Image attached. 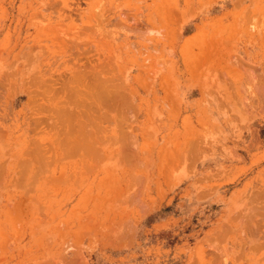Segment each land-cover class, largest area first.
<instances>
[{
  "label": "rangeland",
  "instance_id": "obj_1",
  "mask_svg": "<svg viewBox=\"0 0 264 264\" xmlns=\"http://www.w3.org/2000/svg\"><path fill=\"white\" fill-rule=\"evenodd\" d=\"M215 1L0 0V264H264V0Z\"/></svg>",
  "mask_w": 264,
  "mask_h": 264
},
{
  "label": "crops",
  "instance_id": "obj_2",
  "mask_svg": "<svg viewBox=\"0 0 264 264\" xmlns=\"http://www.w3.org/2000/svg\"><path fill=\"white\" fill-rule=\"evenodd\" d=\"M232 1L233 0H216L215 2L207 6H203L197 14L189 17L190 20H187L182 23L181 34L184 37H188V36H191L197 33L204 19L219 16L220 14L225 12V9L231 7L229 3H231ZM179 79L181 83L180 90H179L180 91L179 96L183 101L182 106H185L189 109V111H192L193 110L192 108L195 107L196 104L198 105L200 98H202L203 93H202L201 86L192 85V84L187 85L186 83L190 81V79L188 78L186 74L185 75L180 74ZM228 107H230L232 112H235L239 115L243 113L240 108V104L237 103L236 101L229 100ZM182 176L184 175L182 174Z\"/></svg>",
  "mask_w": 264,
  "mask_h": 264
},
{
  "label": "bare ground",
  "instance_id": "obj_3",
  "mask_svg": "<svg viewBox=\"0 0 264 264\" xmlns=\"http://www.w3.org/2000/svg\"><path fill=\"white\" fill-rule=\"evenodd\" d=\"M77 255V254H76ZM74 259H75V257H73ZM74 263H75V261H74Z\"/></svg>",
  "mask_w": 264,
  "mask_h": 264
}]
</instances>
